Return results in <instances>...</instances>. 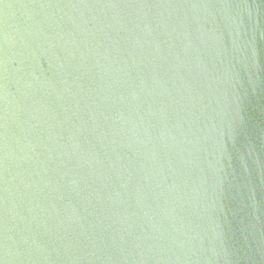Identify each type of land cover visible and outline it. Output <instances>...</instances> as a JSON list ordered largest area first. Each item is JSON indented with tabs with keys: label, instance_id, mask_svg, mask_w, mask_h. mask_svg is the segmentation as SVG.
Masks as SVG:
<instances>
[{
	"label": "water",
	"instance_id": "1",
	"mask_svg": "<svg viewBox=\"0 0 264 264\" xmlns=\"http://www.w3.org/2000/svg\"><path fill=\"white\" fill-rule=\"evenodd\" d=\"M0 264H264V0H0Z\"/></svg>",
	"mask_w": 264,
	"mask_h": 264
}]
</instances>
